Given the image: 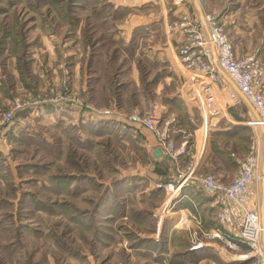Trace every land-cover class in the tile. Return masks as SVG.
<instances>
[{"label": "rangeland", "instance_id": "rangeland-1", "mask_svg": "<svg viewBox=\"0 0 264 264\" xmlns=\"http://www.w3.org/2000/svg\"><path fill=\"white\" fill-rule=\"evenodd\" d=\"M137 1L0 0V264L253 263L220 242L193 250L209 229L174 227L181 209L206 201L203 176L232 178L258 142L264 153L263 127L222 75L213 84L221 114L198 101L212 81L179 57L201 29L195 11ZM198 2L239 58L264 65V0ZM154 104L161 127L186 143L178 164L154 158L158 137L133 120ZM167 185L179 189L174 217Z\"/></svg>", "mask_w": 264, "mask_h": 264}, {"label": "built area", "instance_id": "built-area-1", "mask_svg": "<svg viewBox=\"0 0 264 264\" xmlns=\"http://www.w3.org/2000/svg\"><path fill=\"white\" fill-rule=\"evenodd\" d=\"M199 25L201 29H194L179 50L180 61L185 68L209 75L208 78L212 81L203 83L198 101L204 100L203 103L205 102L204 105L211 116H219L221 109L216 104L213 84L218 81L219 75L226 81L227 76L235 84L233 87L256 112L257 116L250 123L264 128V65L254 58H239L225 29L211 16H203L199 20ZM187 84H190V80L185 85ZM192 94L189 96L196 101ZM194 103L193 105L200 110ZM157 105L151 106L145 118L135 117L133 120L141 121L149 132L154 133L159 139V149L163 156L166 155L172 162L178 164L179 158L186 153V143L178 146L171 133L161 127L162 112L157 111ZM263 159L264 153L261 152L258 142L253 145L251 154L240 164L238 173L231 182H224L212 174L202 177L200 180L202 188L215 196L217 222L220 226L210 228L203 238H193V250L220 242L227 251L240 256L241 260L253 259L252 264H264L263 206L260 199L252 209L243 204L252 184L255 185L258 197L263 192ZM180 177L185 180L182 173ZM188 216L195 221L199 230L205 229L197 215L190 212Z\"/></svg>", "mask_w": 264, "mask_h": 264}, {"label": "crops", "instance_id": "crops-1", "mask_svg": "<svg viewBox=\"0 0 264 264\" xmlns=\"http://www.w3.org/2000/svg\"><path fill=\"white\" fill-rule=\"evenodd\" d=\"M149 1H153V0H141V1H137L136 2V4L135 5H139V4H141V3H146V2H149ZM177 3H179V4H177ZM173 5H176V9H175V11H174V15L176 16V15H178L179 13H181V14H185V13H187L188 11H189V9H192L193 11H195V13L194 14H196V16L199 18V20L200 19H202V17H203V15H202V9H201V5H200V7H197V5H196V2H195V0H192V3H190V4H188V1L187 0H178V1H176V0H174V3H173ZM180 36H182V34L180 35ZM233 45H234V43H233ZM235 46V45H234ZM234 50H235V53L237 54V50L235 49V47H234ZM238 56V55H237ZM228 81V80H227ZM229 84H230V82H229ZM188 96V95H187ZM190 97V96H189ZM182 99H184L183 101H184V103H185V106H186V109H187V113H188V115L192 118L193 117V112H192V110H191V106L189 107L188 106V101H187V99H185V98H183V94H182ZM244 100V99H243ZM245 101V100H244ZM246 102V101H245ZM192 103V102H191ZM249 106H250V104L248 103V102H246ZM250 108H251V110L253 111V108L250 106ZM254 112V111H253ZM254 115H255V117H256V114H255V112H254ZM235 117V116H234ZM190 118V119H191ZM236 118V117H235ZM192 121H193V119H192ZM151 147L153 146V149H152V154L154 155V158L156 157L155 156V152H156V150H158L159 148V146L157 145V143L154 141H152L151 142ZM149 147L150 146H147V148L149 149ZM161 157H163V154H162V156ZM235 176H233L232 178H221L224 182H231L232 180H233V178H234ZM263 190H264V185H263ZM202 191H203V195L206 197V201L205 202H203V200H199V198H197V199H194L195 201H193V200H190L191 202H192V205H193V207L195 208V210L194 209H192V211L195 213L197 210H198V207H197V205H199L200 204V209H201V212L198 210L197 212H199V214H198V218H199V220L202 222V225H203V228H205V229H210V228H212L213 226H212V224H211V219H212V217L211 216H209V208H206V207H208V205H212L213 207H216L215 206V203L212 201V200H210L208 197L209 196H211L210 194H208L203 188H202ZM256 188H255V185L254 184H252L251 185V187L249 188V190L247 191V197L251 194V198H252V194L254 195V196H256ZM188 197V196H187ZM258 197V196H257ZM261 198H262V206H264L263 205V192H262V194H261ZM197 204V205H196ZM169 207V204L168 205H166V208H167V213H171V215H173V217L174 216H176V214L179 212V213H181L180 211H183V212H186L187 214H186V217L185 216H183L187 221H188V225H189V222H190V226L191 225H193V226H191L192 228H195L196 227V224H195V221L194 220H190V218H189V216H188V214L190 213V212H192V211H190L188 208H186V210H183V209H181L180 211H172V210H170V208H168ZM205 209L207 210V211H205ZM168 210H170V211H168ZM214 212V211H213ZM212 213V212H211ZM170 215V214H169ZM215 215H216V213H215ZM178 217V216H177ZM183 217H181V219L183 218ZM189 218V219H188ZM178 219V218H177ZM181 219H178V222L179 221H181ZM177 222V220H175L173 223H174V225H175V223ZM177 222V223H178ZM177 223H176V225H175V229H176V226H177ZM188 225H187V227H188ZM187 227H185V228H187ZM176 230H179V229H176Z\"/></svg>", "mask_w": 264, "mask_h": 264}, {"label": "bare ground", "instance_id": "bare-ground-1", "mask_svg": "<svg viewBox=\"0 0 264 264\" xmlns=\"http://www.w3.org/2000/svg\"><path fill=\"white\" fill-rule=\"evenodd\" d=\"M226 79H228V82H230V84L233 86L235 85L227 76H226ZM234 88V87H233ZM238 92V91H237ZM241 95V93H239ZM264 129V128H263ZM166 187H168V189H170L168 191V194H167V201H168V204L170 205V203L175 199V197L178 195V192H179V189H171V185H167ZM181 222V223H180ZM179 223H177V228H181V227H185L187 226V220H182L180 221ZM228 252V251H227ZM240 257V256H239Z\"/></svg>", "mask_w": 264, "mask_h": 264}, {"label": "water", "instance_id": "water-1", "mask_svg": "<svg viewBox=\"0 0 264 264\" xmlns=\"http://www.w3.org/2000/svg\"><path fill=\"white\" fill-rule=\"evenodd\" d=\"M195 2H196V5H197V7H200L199 6V2H198V0H195ZM243 99L247 102V100L243 97ZM253 111H254V109H253ZM255 112V111H254ZM255 114H256V112H255ZM257 116V115H256ZM263 130V132H264V129H262ZM162 151L160 150V149H158V150H156V152H155V156L157 157V158H160L161 156H162ZM263 174H264V164H263ZM263 205H264V191H263ZM263 214H264V206H263Z\"/></svg>", "mask_w": 264, "mask_h": 264}, {"label": "trees", "instance_id": "trees-1", "mask_svg": "<svg viewBox=\"0 0 264 264\" xmlns=\"http://www.w3.org/2000/svg\"><path fill=\"white\" fill-rule=\"evenodd\" d=\"M236 117V116H235Z\"/></svg>", "mask_w": 264, "mask_h": 264}]
</instances>
